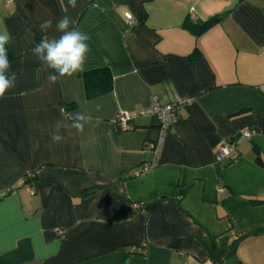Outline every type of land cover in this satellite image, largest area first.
<instances>
[{
  "label": "crops",
  "instance_id": "0c3cea01",
  "mask_svg": "<svg viewBox=\"0 0 264 264\" xmlns=\"http://www.w3.org/2000/svg\"><path fill=\"white\" fill-rule=\"evenodd\" d=\"M63 5L0 0L16 74L0 98V264H264V0ZM216 14L195 35L191 21ZM65 15L90 37L84 71L110 69L108 92L87 97L81 72L51 84L34 56ZM173 97L190 102L157 156L145 146L159 135L155 117L117 130V112ZM78 113L83 131L61 129L54 143L56 123ZM231 139L232 159L217 162Z\"/></svg>",
  "mask_w": 264,
  "mask_h": 264
},
{
  "label": "clouds",
  "instance_id": "9594fccd",
  "mask_svg": "<svg viewBox=\"0 0 264 264\" xmlns=\"http://www.w3.org/2000/svg\"><path fill=\"white\" fill-rule=\"evenodd\" d=\"M68 5L75 8L76 0H68ZM61 6L64 7L63 0H61ZM72 23L73 21L67 15L63 16L56 22V31L61 33L59 38L44 37L32 49L42 70H53L48 75L51 84H55L60 77L72 76L84 71L87 55L90 52L88 43L90 37L80 30L70 29ZM39 27L42 32H47L52 27V20H44ZM10 40L11 35L8 32L0 33V98H3L5 93L15 86L16 81V74L10 73L11 65L5 47ZM71 119L70 124L65 121L56 123L55 132L51 134L54 143H59L64 139L60 134L61 129L75 128L82 132L84 123L88 121V117L80 113Z\"/></svg>",
  "mask_w": 264,
  "mask_h": 264
},
{
  "label": "built area",
  "instance_id": "2783aa9c",
  "mask_svg": "<svg viewBox=\"0 0 264 264\" xmlns=\"http://www.w3.org/2000/svg\"><path fill=\"white\" fill-rule=\"evenodd\" d=\"M3 1L10 3L13 0H3ZM126 17L128 18V21L132 23L131 15L126 14ZM192 18H194V15H192ZM189 102L190 100L188 98H183V97H173L170 101L166 103H159L157 100L153 99L149 102V104L141 107L136 113H127L125 111L117 112L114 120L115 126L117 130L128 131L135 128L134 120L137 115H151L155 117L158 121L159 135L157 139L154 141H150V140L145 141V146L153 149V151L155 152V156H157L161 149L164 135L169 131L173 123L177 120L179 112L186 105H188ZM252 132L253 130L243 129L238 134L248 137L252 134ZM235 148L236 145L232 139L219 144V146L215 151L216 161L221 162L224 159H228L231 156V154L234 152ZM156 164L157 161L155 159L150 162H144L134 170V175H140L144 172H147L152 166ZM30 176L32 177L33 174L29 175V177ZM25 186L30 193H34V189L29 183L26 182ZM130 207L133 209V208H137L138 205L136 203H133L131 204ZM58 232L60 234L62 233V231L59 229Z\"/></svg>",
  "mask_w": 264,
  "mask_h": 264
},
{
  "label": "trees",
  "instance_id": "16d2710c",
  "mask_svg": "<svg viewBox=\"0 0 264 264\" xmlns=\"http://www.w3.org/2000/svg\"><path fill=\"white\" fill-rule=\"evenodd\" d=\"M221 14H216L203 21H191V28L194 29L195 35H200L208 28L218 23L222 19ZM81 77L84 80L85 92L87 97H94L112 88V73L108 67L92 68L81 72ZM233 140V139H232ZM232 155L228 158L230 161Z\"/></svg>",
  "mask_w": 264,
  "mask_h": 264
},
{
  "label": "water",
  "instance_id": "95a60500",
  "mask_svg": "<svg viewBox=\"0 0 264 264\" xmlns=\"http://www.w3.org/2000/svg\"><path fill=\"white\" fill-rule=\"evenodd\" d=\"M78 75H80V73H78Z\"/></svg>",
  "mask_w": 264,
  "mask_h": 264
}]
</instances>
